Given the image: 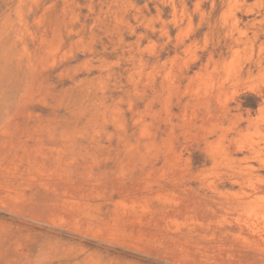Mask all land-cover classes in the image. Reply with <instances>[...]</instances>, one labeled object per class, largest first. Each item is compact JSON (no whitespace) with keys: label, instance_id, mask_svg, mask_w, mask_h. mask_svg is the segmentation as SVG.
<instances>
[{"label":"rangeland","instance_id":"374dc122","mask_svg":"<svg viewBox=\"0 0 264 264\" xmlns=\"http://www.w3.org/2000/svg\"><path fill=\"white\" fill-rule=\"evenodd\" d=\"M263 106L264 0H0V264H264Z\"/></svg>","mask_w":264,"mask_h":264},{"label":"bare ground","instance_id":"6f19581e","mask_svg":"<svg viewBox=\"0 0 264 264\" xmlns=\"http://www.w3.org/2000/svg\"><path fill=\"white\" fill-rule=\"evenodd\" d=\"M152 28H153V27H152ZM21 47H22V46H21ZM82 49H83V47H82ZM87 49H88V48H87ZM52 52H53V51H52ZM54 52H55V51H54ZM69 52H70V51H69ZM236 53H237V52H236ZM85 54H86V53H85ZM86 56H87V55H86ZM231 58H232V57H231ZM88 60H89V59H88ZM53 61H55V60H53ZM89 61H90V60H89ZM231 63H232V62H231ZM235 63H236V62H235ZM210 77H211V76H210ZM91 82H92V81H91ZM217 84H218V83H217ZM216 86H217V85H216ZM210 87H212V86H210ZM120 88H122V87H120ZM212 88H213V87H212ZM207 91H208V90H207ZM113 93H114V92H113ZM210 93H211V92H210ZM263 107H264V106H263ZM261 109H262V108H261ZM145 128H147V127H145ZM145 128H144V130H145L144 133H145V135H146V134H147V133H146L147 129H145ZM148 131H149V130H148ZM142 132H143V131H142ZM140 134H141V133H140ZM149 136H150V135H149ZM152 146H154V144H152L150 147L152 148ZM150 147H149V148H150ZM149 150H150V149H148V151H149ZM140 153H143V152H140ZM140 155H141V154H140ZM148 162H149V161H148ZM248 178H250V177H248ZM251 179H252V178H251ZM258 179H259V178H257L256 180H258ZM247 181H249V180H247ZM238 182H239V181H238ZM250 182H253V181L250 180L249 183H250ZM133 183H134V182H133ZM244 183H247V182H244ZM138 184H139V183H138ZM253 184H254V183H253ZM248 185H249V184H248ZM257 185H258V184H257ZM257 185H255L254 187H256ZM136 186H137V185H136ZM139 187H141V185H139ZM246 187H247V186H246ZM248 187H250V186H248ZM257 187H258V186H257ZM121 188H122V187H121ZM214 189H215V188H214ZM242 189H243V188H242ZM218 190H219V189H218ZM241 191H242V190H241ZM254 191H255V188H254ZM243 192H244V189H243ZM244 193H245V192H244ZM250 193H251V192H250ZM245 194H246V193H245ZM248 194H249V193H248ZM248 194H247V195H248ZM241 195H242V194H241ZM262 198H264V195H263ZM13 199H14V198H13ZM253 199H254V198H253ZM263 200H264V199H262V201H263ZM262 201H261V202H262ZM254 203H255V202H254ZM263 203H264V201H263ZM255 204H256V203H255ZM259 205H260V203H259ZM263 205H264V204L261 205L262 208H263ZM13 207H14V206H13ZM15 207H16V206H15ZM259 207H260V206H259ZM253 208H254V207H253ZM164 209H166V208H164ZM164 209H162V210H164ZM178 209H179V207H178ZM260 210H262V209H260ZM173 211H174V210H173ZM177 211H179V210H177ZM263 211H264V210H263ZM249 212H250V211H249ZM255 212H256V213H255ZM255 212H254V213L258 215L257 218L260 217V216L262 215V214H260V212H257V211H255ZM159 213H160V212H159ZM163 213H166V212H163ZM163 213H162V214H163ZM258 213H259L260 215H259ZM127 214H128V213H127ZM166 214H167V213H166ZM249 214H250V213H249ZM124 215H126V214H124ZM164 215H165V214H164ZM167 215H169V214H167ZM251 215H252V214H251ZM121 217H122V216H121ZM251 217H252V216H251ZM253 217H254V216H253ZM123 218H125V217H123ZM126 218H127V217H126ZM257 218H255V219H257ZM251 219H252V218H251ZM252 220H253V219H252ZM252 220H251V221H252ZM132 221H133V220H132ZM257 221H259V220H257ZM248 222H249V220H248ZM248 222H245V223H248ZM168 223H169V222H168ZM253 223H254V222H252V223H248V224H250V225L252 224V226H253ZM245 225H247V224H245ZM254 225H259L258 227H261L260 224H255V223H254ZM262 226H263V225H262ZM253 227H254V226H253ZM253 227H252V229H253ZM255 227H256V226H255ZM246 228H247V227H246ZM248 228H249V227H248ZM255 229H256V228H255ZM255 229H254V230H255ZM260 230H261V228H260ZM235 232H236V231H235ZM254 232H255V231H254ZM254 232H253V233H254ZM235 234H236V233H235ZM238 234H239V233H238ZM257 234H258V233H257ZM233 235H234V233H233ZM239 235H240V237L243 236L242 233H240ZM237 236H238V235H237ZM243 237H244V236H243ZM260 237H261V236H260ZM247 239H248V238H247ZM245 240H246V238H245ZM232 257H233V256H232ZM258 257H259V256H258ZM253 258H254V257H253ZM260 258H261V257H260ZM257 259H258V258H257ZM254 262H255V261H254Z\"/></svg>","mask_w":264,"mask_h":264}]
</instances>
